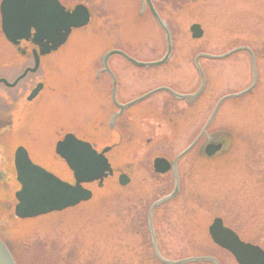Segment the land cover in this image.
Listing matches in <instances>:
<instances>
[{
  "label": "rangeland",
  "instance_id": "obj_1",
  "mask_svg": "<svg viewBox=\"0 0 264 264\" xmlns=\"http://www.w3.org/2000/svg\"><path fill=\"white\" fill-rule=\"evenodd\" d=\"M60 1L71 9L86 4L94 20L89 27L74 31L58 53L44 58L40 72L32 77L34 82H46L43 98L35 107L25 98L18 103L7 142L9 158L23 144L34 162L72 181V174L55 154V145L65 133L73 131L81 139L93 137L100 149L119 140L107 129L117 108L111 102L112 82L101 73L102 56L119 48L143 61L157 60L166 53V43L163 31L150 14L140 12L137 0ZM157 4L174 34V56L153 70L112 56L110 65L124 101L161 83L177 85L184 92L198 88L194 58L199 52L223 54L249 45L258 53L259 81L254 92L226 101L207 134L181 159L180 192L161 208L155 225L158 247L166 258L212 256L221 264H237L213 243L208 228L220 217L242 240L264 248V0ZM193 23L201 24L202 38L192 37ZM5 43L0 17V54ZM6 48L8 57H4L15 65L4 71L15 77L28 58L12 46ZM201 62L208 85L199 103L187 104L163 92L132 106L120 119L121 143L108 154L116 173L102 187L88 185L93 200L60 213L21 220L14 214V188L5 192L0 187V235L12 253L20 252V264H162L153 254L147 211L154 201L171 193L175 183L173 173L156 174L153 161L159 156L174 158L187 148L217 101L244 90L253 78L251 58L244 52ZM30 64H23L24 68ZM211 140L223 141L224 147L208 158L205 148ZM122 172L132 179L125 187L118 182Z\"/></svg>",
  "mask_w": 264,
  "mask_h": 264
},
{
  "label": "water",
  "instance_id": "obj_2",
  "mask_svg": "<svg viewBox=\"0 0 264 264\" xmlns=\"http://www.w3.org/2000/svg\"><path fill=\"white\" fill-rule=\"evenodd\" d=\"M146 2L158 26L164 32L167 43L166 53L163 57L154 61L138 60L121 49H111L102 56L101 72L108 73L113 79L112 97L119 109V111L112 117V125L127 108L159 92H168L176 99L189 102L197 100L204 93L207 85L206 73L201 65V60L203 58L223 60L239 52H247L251 58L253 71L251 84L242 91L226 94L221 97L214 106L208 121L199 135L172 162L164 157H157L154 160V169L157 173H167L172 169L175 177L173 191L155 201L148 212V229L152 238L151 242L156 258L162 264H187L193 262L199 263L202 261L221 264L218 259L210 256H194L179 260H171L163 256L158 247L156 230L153 223V214L158 207L178 196L181 188V180L177 166L178 161L189 153L200 142L202 137L207 134V131L218 114L221 106L228 100H235L251 94L258 85L259 72L256 54L249 46H238L223 54H210L206 52L198 53L194 58V64L199 72L201 82L196 92L192 94H181L168 86H160L133 101L121 104L117 100L118 79L109 64L112 56L119 55L137 67L151 68L167 64L174 54L175 43L168 22L159 14L152 0H146ZM146 2H144L143 5H145ZM0 14L2 32L12 45L18 46L22 41H30L38 46V49L33 50L35 61L32 67L26 68L13 83L8 82L6 79H0V81H3L8 85L14 86L21 78L26 76L28 72L37 71L41 64L42 56L57 51L68 41L74 29H79L88 25L91 21L92 13L90 9L82 3L75 5L72 9H68L60 0H1ZM190 31L194 39H200L204 36V29L199 23H193L190 26ZM42 86V83L38 84L29 96V100H32L37 95ZM68 139H73L76 143L85 145L88 152H90L95 158H99L98 164H92L89 166V171L86 177H82L77 171L81 166L80 157L73 156L70 160L69 156L65 155L64 151H62L63 145ZM223 147V141L211 140L205 148V154L208 158H212L221 153ZM111 149L112 147L108 146L99 152L90 142L81 140L72 133L66 134L65 137L56 144V153L64 159L73 173L74 182H69L62 180L54 173L34 163L29 157L28 151L22 146L18 147L15 152L14 165L16 178L21 185V188L15 194L17 199V204L14 209L15 216L20 219L36 218L53 212H61L75 207L82 202L91 200L93 192L86 188L84 184L98 181L99 186L102 187L104 180L114 174V169L106 156V153ZM33 170H38V172ZM40 174H42V176ZM129 182L130 177L127 174L123 173L119 176V183L121 185H126ZM60 185L74 188L76 190V195L71 198H65L58 195L47 194ZM209 234L213 242L231 252L239 264H264V250L258 245L241 240L239 235L233 229L224 225L222 218L217 217L213 220L212 224L209 226ZM0 264H18L1 235Z\"/></svg>",
  "mask_w": 264,
  "mask_h": 264
},
{
  "label": "flooded vegetation",
  "instance_id": "obj_3",
  "mask_svg": "<svg viewBox=\"0 0 264 264\" xmlns=\"http://www.w3.org/2000/svg\"><path fill=\"white\" fill-rule=\"evenodd\" d=\"M168 1H188V0H152L155 8L157 9V11L161 15H162V8L160 6H158L157 3H167ZM137 2L140 5V12L141 13H148L153 18L152 13H151V10H150V8H149L146 0H137ZM144 2H146L145 5H143ZM93 20H94V15L92 14V19H91V22L90 23H92ZM8 45L9 46H12L13 47L12 50H14L16 53H19V55H21L22 57H27L28 58V60L25 59V62H23L22 65H20L21 67L23 66L22 67L23 69L21 67L17 69V71L15 73H18V74L15 77L8 76L6 74L7 71L6 72L4 71V70H8V68L10 67L9 65H15V64H12L14 62L12 59H8V58H5L4 57V56L8 57V54H7L8 53V48H6V47H8ZM5 46H4L5 48H3L4 52L2 50L1 51V54H0V56H1L0 57V67L2 69V70H0V79H6V80H8V82L13 83L24 72V70L26 68L31 67V66L34 65V61L35 60H34L33 50L34 49H38V46L34 45L30 41H22L20 43V45H18V46L11 45L7 41V43H5ZM11 54L12 53H10L9 55H11ZM29 61H30L31 64L30 65H27L24 68V65L23 64H25V63H27ZM41 68H42V63L39 66V68H38L37 71H35V72H28V74L26 76H24L23 78H21L16 83V85H14V86H10V85H8L5 82L0 81V187L2 189H4L5 192H10L12 190L11 188H14V191L12 192V194H13L12 199L15 202V204L17 203V200L15 198V193L20 188V184L17 182V179H16V170H15V165H14L15 152H16L17 148L20 147V146L24 147L28 151V153H29V150L27 149V147L25 145L18 144L15 147V149H14V151L12 153V157H10V158L8 157V146H9V143L7 142V140H8L9 135L12 134V129H11L12 127L11 126L13 124V120H11L12 119L11 116L13 114V111H15V109L17 108L18 103L23 102L24 101V98H25V102L33 105V107H35L34 106L35 104H39L41 102V100L43 98V94H44V92L46 90V82L44 80H38V81H35L34 82L33 81V78H32L36 74H38L40 72ZM12 69L14 70V68H11L10 70H12ZM107 77L110 78L108 75H107ZM98 78H99V76L97 78H95V79L97 80ZM110 80L112 81L111 78H110ZM41 82L43 83V86H42L41 90L37 93V95L32 100H29V96L31 95L32 91ZM207 85H208V81H207ZM206 88H207V86H206ZM196 90H197V88L194 89L193 91H185V92H183V94H191V93L196 92ZM141 95H143V94H141ZM141 95H139V96H141ZM139 96H137V97H139ZM137 97H135V98H133L131 100H128V101H124L122 99L121 95H120V86H119V90H118V93H117V99H118V101L120 103H122V104L128 103V102L136 99ZM201 98L202 97L200 96L197 100L193 101V104L194 103H199V101H200ZM148 99L149 98H146V100H148ZM143 101H141V102H143ZM111 102H112L114 108H117V106L113 102L112 93H111ZM182 102H185L187 104H190V102H188V101H182ZM129 109H126L122 113V115H120L116 119V122L113 125H112V117H110L109 123L107 125V129L110 132H115L118 135V138H119V140L116 143H113L112 144V147L113 148L114 147H117V145H119V143H121V139H122L121 126L123 128V125L120 123V119H122L123 116L126 115V113L128 112ZM117 111H118V108H117V110L114 113H116ZM114 113H113V115H114ZM129 119H130V117L128 116V120ZM126 126H128V123L124 127H126ZM95 131L98 133V131H99L98 128H96ZM68 133H74L76 135V133L73 132V131L72 132H68ZM65 134H67V133H65ZM65 134H64V136H65ZM89 136H91V135H88V137ZM63 137L61 139H63ZM92 138L90 137V139L88 138V139H85V140L90 141L95 147H97V149L99 151H101V149L98 148V143L95 140H93ZM91 140H93V141H91ZM55 154H56V157L57 158L61 159L58 156V154L56 153V145H55ZM29 156H30V154H29ZM30 158H31V156H30ZM166 158L169 159L170 161H173V159H174V158H171V157H166ZM181 159L178 161V164L181 161ZM61 161H63V160L61 159ZM63 163H65V162L63 161ZM177 166H178V170H179V165H177ZM66 168L69 171V169H68L67 166H66ZM114 173H116V171ZM168 173H173V171L171 170ZM72 181H73V177H72ZM96 183L98 184V182H95L93 184H96ZM86 186L88 187V185H86ZM15 204H14V206H15ZM164 205L165 204L161 205L160 207H158L154 211V214H153V223H154V226L156 225V222H157L158 213L161 211V208ZM149 209H150V207L148 208V211H149ZM148 211H147V224H148ZM156 236H157V240L159 241L157 232H156ZM150 239L152 241L151 236H150ZM226 252L232 256L231 253H229L228 251H226ZM153 254H154V252H153ZM202 262H210V261H202Z\"/></svg>",
  "mask_w": 264,
  "mask_h": 264
},
{
  "label": "snow or ice",
  "instance_id": "obj_4",
  "mask_svg": "<svg viewBox=\"0 0 264 264\" xmlns=\"http://www.w3.org/2000/svg\"><path fill=\"white\" fill-rule=\"evenodd\" d=\"M62 151H64L65 155L69 156L70 160L73 156L80 157L81 166L77 169V171L78 174H80L82 177L87 176L90 165L99 163V158H95L90 152H88L85 145H80L76 143V141H74L73 139H68L65 142ZM33 171L38 172V170ZM40 175L42 176V174ZM47 194L71 198L76 195V190L74 188H68L65 185H60Z\"/></svg>",
  "mask_w": 264,
  "mask_h": 264
},
{
  "label": "trees",
  "instance_id": "obj_5",
  "mask_svg": "<svg viewBox=\"0 0 264 264\" xmlns=\"http://www.w3.org/2000/svg\"><path fill=\"white\" fill-rule=\"evenodd\" d=\"M255 51V50H254ZM255 53H256V56L258 57V53H257V51H255ZM154 69H157V68H154ZM153 70V69H152ZM162 84H165V83H161V84H158L157 86H159V85H162ZM167 85V84H166ZM169 86H171V87H173V88H176L177 89V85H174V84H169ZM177 90H179V89H177ZM181 91V90H180ZM4 239V238H3ZM5 240V239H4ZM6 243H7V241H5ZM8 244V243H7ZM20 252H18V251H16V250H13V254H14V257H15V259L17 260V262H18V264H20V254H19Z\"/></svg>",
  "mask_w": 264,
  "mask_h": 264
}]
</instances>
